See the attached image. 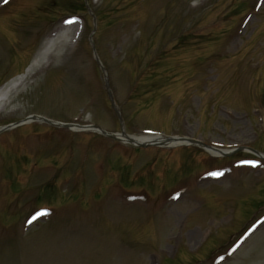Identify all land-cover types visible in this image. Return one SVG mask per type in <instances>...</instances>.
Segmentation results:
<instances>
[{
  "label": "rangeland",
  "instance_id": "374dc122",
  "mask_svg": "<svg viewBox=\"0 0 264 264\" xmlns=\"http://www.w3.org/2000/svg\"><path fill=\"white\" fill-rule=\"evenodd\" d=\"M13 80L0 127L41 115L264 155V0H0V88ZM248 148L3 131L0 264H264V158Z\"/></svg>",
  "mask_w": 264,
  "mask_h": 264
},
{
  "label": "water",
  "instance_id": "95a60500",
  "mask_svg": "<svg viewBox=\"0 0 264 264\" xmlns=\"http://www.w3.org/2000/svg\"><path fill=\"white\" fill-rule=\"evenodd\" d=\"M105 80H106L107 91H108L110 100L112 102V106L115 109V111L117 112L121 123L123 124V118H122L121 110L119 109V107L115 103V100L113 98V94H112L111 89H110L108 78L106 77ZM32 120L43 121V122L49 123L51 125L60 126V127H66V128H70V129H73V128L93 129V130H97V131L101 132L104 135H108V136H110L112 138H118V139L121 138L120 137L121 135H124L125 137L128 138V140L131 143L138 144L139 146H142V147H146V146L152 145L153 143L159 144V145H163V144H168L169 142H176L178 144L193 143V144H198V145H200V146H202L204 148L216 149V148H214L212 146H209V145H206V144L202 143L199 140H195V139L188 138V137H185V136H177V137L166 136L165 140L160 141L159 143L158 142L157 143L156 142H150V141L138 142V141H135L132 136L126 134L124 131L122 133H111V132H107V131L103 130L102 128H100V127H98L96 125L79 126V125H76V124L63 123V122L55 121V120H52V119H49V118H46V117H43V116H40V115H32V116L27 117L22 122L0 127V132H2L4 130H7L9 128H12L14 126H17L19 124H22L24 122H28V121H32ZM243 149L244 148H242V147H238V148H235V149H232V150H228V151H223V150H220V149H216V150L219 151L222 155L230 156V155L234 154L235 152L241 151Z\"/></svg>",
  "mask_w": 264,
  "mask_h": 264
},
{
  "label": "bare ground",
  "instance_id": "6f19581e",
  "mask_svg": "<svg viewBox=\"0 0 264 264\" xmlns=\"http://www.w3.org/2000/svg\"><path fill=\"white\" fill-rule=\"evenodd\" d=\"M69 29L71 31H73V26L72 24L69 25ZM60 36V32L59 33H55L53 35L50 36L49 40L46 42V44L43 46L41 52L37 55L38 58L42 57L43 55H45L49 48L53 45H55L58 41H59V37ZM35 64V63H34ZM15 83V80L8 82L7 84L3 85L0 88V112L2 110V106L4 104V101L6 100V98L9 95V92L11 91L13 85ZM134 138L135 141L138 142H146V141H160L162 139L165 140V136L163 134H154V135H150V136H141V137H136V136H132ZM126 138H124L125 140ZM174 144V143H171ZM172 146V145H171ZM211 153L213 155H219V152L213 149H210Z\"/></svg>",
  "mask_w": 264,
  "mask_h": 264
},
{
  "label": "trees",
  "instance_id": "16d2710c",
  "mask_svg": "<svg viewBox=\"0 0 264 264\" xmlns=\"http://www.w3.org/2000/svg\"><path fill=\"white\" fill-rule=\"evenodd\" d=\"M83 9H86V7H85V3L82 4V10H83Z\"/></svg>",
  "mask_w": 264,
  "mask_h": 264
},
{
  "label": "snow or ice",
  "instance_id": "6c2138e0",
  "mask_svg": "<svg viewBox=\"0 0 264 264\" xmlns=\"http://www.w3.org/2000/svg\"><path fill=\"white\" fill-rule=\"evenodd\" d=\"M5 2H7V0H5ZM70 22V21H69ZM214 175H218V173H214ZM29 223H31V221H29Z\"/></svg>",
  "mask_w": 264,
  "mask_h": 264
}]
</instances>
